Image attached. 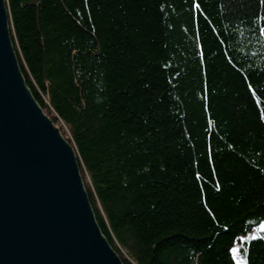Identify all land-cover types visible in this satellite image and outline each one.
Instances as JSON below:
<instances>
[{
	"label": "trees",
	"instance_id": "1",
	"mask_svg": "<svg viewBox=\"0 0 264 264\" xmlns=\"http://www.w3.org/2000/svg\"><path fill=\"white\" fill-rule=\"evenodd\" d=\"M6 3L123 263L264 264V0Z\"/></svg>",
	"mask_w": 264,
	"mask_h": 264
},
{
	"label": "water",
	"instance_id": "2",
	"mask_svg": "<svg viewBox=\"0 0 264 264\" xmlns=\"http://www.w3.org/2000/svg\"><path fill=\"white\" fill-rule=\"evenodd\" d=\"M0 264H124L97 221L75 147L29 88L0 0Z\"/></svg>",
	"mask_w": 264,
	"mask_h": 264
},
{
	"label": "rangeland",
	"instance_id": "3",
	"mask_svg": "<svg viewBox=\"0 0 264 264\" xmlns=\"http://www.w3.org/2000/svg\"><path fill=\"white\" fill-rule=\"evenodd\" d=\"M60 128L61 126L58 125ZM66 131H68L66 128H65ZM68 133V132H67ZM264 231V223L259 227V228H256L255 230H253L252 232L246 234V235H243L241 238L244 240V241H250V240H253L252 237H260L262 232ZM233 252L235 254V257L237 259V262L238 264H245V260L244 258H242L239 254H238V251H237V247H235L233 249Z\"/></svg>",
	"mask_w": 264,
	"mask_h": 264
},
{
	"label": "snow or ice",
	"instance_id": "4",
	"mask_svg": "<svg viewBox=\"0 0 264 264\" xmlns=\"http://www.w3.org/2000/svg\"><path fill=\"white\" fill-rule=\"evenodd\" d=\"M253 239H256V237H252ZM245 264H246V261H245Z\"/></svg>",
	"mask_w": 264,
	"mask_h": 264
},
{
	"label": "built area",
	"instance_id": "5",
	"mask_svg": "<svg viewBox=\"0 0 264 264\" xmlns=\"http://www.w3.org/2000/svg\"><path fill=\"white\" fill-rule=\"evenodd\" d=\"M48 102V101H47Z\"/></svg>",
	"mask_w": 264,
	"mask_h": 264
}]
</instances>
